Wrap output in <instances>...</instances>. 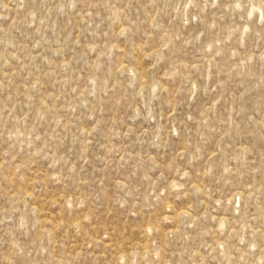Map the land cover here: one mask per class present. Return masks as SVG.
<instances>
[{
    "label": "rangeland",
    "instance_id": "rangeland-1",
    "mask_svg": "<svg viewBox=\"0 0 264 264\" xmlns=\"http://www.w3.org/2000/svg\"><path fill=\"white\" fill-rule=\"evenodd\" d=\"M0 264H264V0H0Z\"/></svg>",
    "mask_w": 264,
    "mask_h": 264
}]
</instances>
